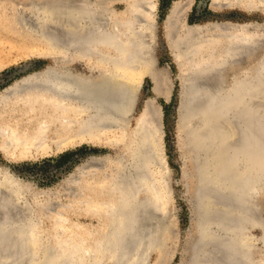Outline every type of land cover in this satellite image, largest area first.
<instances>
[{
  "label": "bare ground",
  "instance_id": "obj_1",
  "mask_svg": "<svg viewBox=\"0 0 264 264\" xmlns=\"http://www.w3.org/2000/svg\"><path fill=\"white\" fill-rule=\"evenodd\" d=\"M186 4L173 1L162 24L174 63L187 71L179 79L178 118L188 126L192 118L210 114L198 122L208 119L206 130H192L193 151L213 139L197 158V237L190 243L186 264H264V218L256 201L264 187V103L259 102L264 100V68L252 78L248 71L241 73L243 80L232 86L230 93L235 94L230 96H219L207 81L210 74L216 75L215 86L221 88L224 68L247 58L256 48L255 34L264 28L189 25L184 22ZM210 5L264 14V0H211ZM0 11L9 14V33L23 36L36 49L45 48L44 56L55 62H84L87 71L48 66L9 86L0 96L11 121L0 128V153L15 161L47 155L76 141L97 144L104 135L105 145L121 146L116 157L105 158L103 197L84 201L86 214L97 225L89 230V243L81 238V245L34 238L40 215L23 203L27 187L0 169V264H147L148 252L166 226L156 211L167 204L170 192L158 142L160 112L153 99L143 103L130 130L128 122L142 77L150 79L154 95L168 96L166 87H160L166 75L157 72L151 54L156 1L4 0ZM237 103L244 108L239 120L230 118L240 123L234 147L241 149L235 152L222 143L226 126L218 121L225 112L235 116ZM91 164L90 172L96 163ZM157 178L162 201L156 195ZM37 205L43 215L55 213L54 208ZM60 216H54L58 236L65 228L59 225Z\"/></svg>",
  "mask_w": 264,
  "mask_h": 264
},
{
  "label": "rangeland",
  "instance_id": "obj_2",
  "mask_svg": "<svg viewBox=\"0 0 264 264\" xmlns=\"http://www.w3.org/2000/svg\"><path fill=\"white\" fill-rule=\"evenodd\" d=\"M3 1L0 0V2ZM155 1L156 36L154 37L155 45L151 54L155 60L157 72H163L162 77L166 75L164 82L166 81L165 83L167 84L161 81L163 83H161L162 86L160 87H163V85L166 87L168 96L162 98L154 95L151 91L152 83L150 79L146 76L142 77L139 82V88L136 91V99L128 124L129 130L132 129L134 119L141 111L143 103L147 99L152 98L160 112L158 119L160 127H158L161 130V137L158 142L166 162V169L168 168L166 177L170 192L167 196V204L159 207L160 211H156L160 217V222L166 224L167 230L165 227H161L160 238L148 252V261L146 263L186 264L189 260L190 243L197 237L196 226L199 213V201L195 195L198 179L196 170L198 159L193 153V150L196 149L193 147L195 145L192 130L198 127V122L201 121L202 117L206 119L210 114L201 115L200 119L193 118L188 126L183 125L182 120L178 118L176 108L181 93L179 79L180 77L183 79L187 71L184 66L178 68L173 61L162 30L163 20L173 1L187 3L186 7H188V10L183 15L184 22L189 25L216 24L224 21L233 24L248 22L263 29L264 14L259 12L247 13L238 9H211V0ZM8 17L9 14H4V11H0V96H5L4 91L16 81L31 73L45 70L48 66L65 65L72 71L87 73L84 62L56 63L52 58L44 56L45 48L36 49L34 46L27 44L28 42L23 39V36L9 33L5 27ZM255 35L258 37L256 48L250 51L247 58L242 59L240 64L234 62L233 66L230 65L224 68L221 76L223 84L219 86L225 89L224 93L229 94L235 83L242 82L243 78L238 76L244 71H248L252 78L259 73L261 66L264 68L263 60L260 62L264 57V29ZM214 76L216 75L212 76L210 74V78H207L208 86L212 88L216 87L214 83L216 77ZM259 102L264 103V100H259ZM10 122L8 105L3 107L0 102V128ZM105 136H102L100 143H97L98 145L86 141H76L71 145L62 147L63 149H53V152L50 151L47 155H35L31 158L15 161L7 159L0 153V169L5 172L7 170L13 178L27 187V192L23 196V203H28L40 215V218H38L39 222L36 225L37 233L36 236H33L34 238L37 239V236H42L43 239L48 241H70L71 244L74 243L76 245L82 244L80 241L82 238L85 243H89V238L87 237L89 230H93L92 227H96L97 221L86 214L84 201L86 199L89 201L90 198L100 199L103 197V189L106 187L104 184L105 166L103 165V168L95 167L91 173L89 166L92 160L90 161L89 159L92 156L104 158L108 156L112 158L116 157L121 151L120 145H105L103 142L108 138ZM227 139H235L234 131ZM227 139L225 137L222 143L224 144ZM240 161L243 163L250 162V160ZM92 162L94 163V161ZM260 162H263L264 165V147ZM79 168L82 169L81 174L79 173ZM71 179H75V183ZM155 187L157 189L156 193H158L156 195L162 201L163 188L160 181L158 182V178L155 181ZM82 201L84 203H81ZM256 201L260 208V214L264 218V187L259 190ZM38 202L46 207L54 208V216H62H60L59 225L62 223L65 225V228L61 230L63 234L57 235L56 232L59 229L55 225H58V221L54 219L53 215H43L42 210L37 205ZM62 219L64 221H61ZM66 225L70 226L67 227ZM251 233L254 236H258L259 232L253 229ZM161 234L162 236H160ZM31 241L32 243L34 242L33 240ZM104 264H110V262L106 261Z\"/></svg>",
  "mask_w": 264,
  "mask_h": 264
},
{
  "label": "water",
  "instance_id": "obj_3",
  "mask_svg": "<svg viewBox=\"0 0 264 264\" xmlns=\"http://www.w3.org/2000/svg\"><path fill=\"white\" fill-rule=\"evenodd\" d=\"M227 23H230V22H223V23H218V24H227ZM217 24V23H216ZM230 24H233V23H230ZM240 24H245V25H249V26H256V27H259L258 25H255V24H252V23H248V22H244V23H240ZM240 24H237V25H240ZM156 35H155V31H154V33H153V37H155ZM60 61H57L56 63H61V62H63V63H67V62H70V61H68V60H62V59H59ZM155 61V60H154ZM62 63V64H63ZM211 89H215L216 91L215 92H217L218 91V94H219V96H230L231 94H235L234 92H232V93H229V94H226V93H224V91H225V89L222 87V88H218V87H215V88H212V87H210ZM152 89H153V87H151V91H152ZM237 94V93H236ZM135 99H136V95H135ZM228 101L230 102H228L227 103V105H231L232 104V98L231 99H228ZM239 103H237L235 106L236 107H234L238 112H236V114H235V116L233 115V116H231L230 117V115L228 114V113H222V116H220V118H219V121H218V123H220V125L221 126H226L224 129H225V131H226V135H225V137H226V139L227 138H229L232 134H233V131H234V134H235V139L234 140H229V139H227V140H225L224 141V144L225 145H227V146H229V147H231V149L233 150V151H235V152H238L239 151V149L240 148H235L234 146H235V141L237 140V138H238V132H239V130H240V128H239V126H240V123L239 124H234L233 123V120L231 121V119L230 118H233V119H238L239 120V114L241 113L240 111L242 110V108H244V106H239L238 105ZM249 104V103H248ZM231 109H233V107H231V106H229ZM229 108V110H231ZM176 110H177V108H176ZM227 114V115H226ZM193 119V118H192ZM223 121H224V123H223ZM227 121V122H226ZM204 123V122H203ZM200 124V125H198V127H197V129H195V131H200V130H206L207 129V127L209 126V124H208V119L205 121V123L204 124ZM209 139V138H208ZM211 142H213V139H209L207 142H206V144L204 145V146H202V147H200L199 149H198V151H194L193 153H194V155H195V157H196V159L198 158V159H200V158H202V156H203V154H204V152L206 151V148L207 147H209L208 145H210V143ZM213 159V157L211 158V157H206V160H212ZM90 161L92 160V161H94L95 163H96V165H95V167L96 168H103L104 166H103V164L105 163V158L104 157H94V156H92V157H90V159H89ZM6 172L8 173V174H10L7 170H6ZM200 186L201 185V183H197V186ZM19 233L20 232H17L16 233V235H19ZM20 236V235H19ZM22 237V239H24L23 238V234L21 235ZM28 239H29V237H28ZM28 239H26V240H28ZM25 240V239H24ZM24 243H25V241H23ZM27 242V241H26ZM4 249H2V251H3ZM6 257V259L8 258V256H5ZM21 258V257H20Z\"/></svg>",
  "mask_w": 264,
  "mask_h": 264
}]
</instances>
